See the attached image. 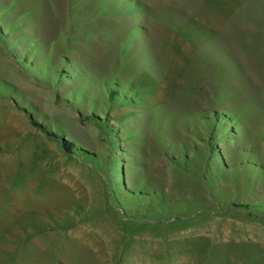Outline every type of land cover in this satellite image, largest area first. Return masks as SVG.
Segmentation results:
<instances>
[{"label":"rangeland","instance_id":"374dc122","mask_svg":"<svg viewBox=\"0 0 264 264\" xmlns=\"http://www.w3.org/2000/svg\"><path fill=\"white\" fill-rule=\"evenodd\" d=\"M0 82V264H264V0H0Z\"/></svg>","mask_w":264,"mask_h":264},{"label":"crops","instance_id":"0c3cea01","mask_svg":"<svg viewBox=\"0 0 264 264\" xmlns=\"http://www.w3.org/2000/svg\"><path fill=\"white\" fill-rule=\"evenodd\" d=\"M67 158H69V157H67ZM69 159L72 160L71 158H69ZM85 168H87V167H85ZM78 173L85 180V183H87V178H88L89 174L87 172H85L84 167L80 166L79 169H78ZM100 184H101L102 190H103L102 191V195H101L102 198H101L100 201H96V198H95L96 194L93 192L92 188H89V191L91 192L90 193V197H91L90 198V200H91L90 203H91V205H89V206L88 205H83L82 196L78 195L77 189H75L74 187L71 186L70 187L71 201L65 203L64 207H66L68 204H75V205L78 206V208L84 209L85 213H86V211H88L89 215H91L97 208H99V209H101V211L104 212V217H106V216H108V215H110L112 213H115V211L112 210V208H111V206H110V204L108 202V200H109V192H108L107 182L104 181L103 183H100ZM62 206H61V208H62ZM92 232H93V234H97L100 237H102L104 242H105L104 244L107 247L112 248V246H115V244L116 245H121V243H120L121 240L120 239H122L123 236H122V233L119 232V229L118 230H113L111 232H103V231H92ZM91 233H88L87 229H84V228L82 229L81 227H79L76 230L73 229V230L69 231L67 234H69V238L78 240V242L80 244H82V245H89V244L94 245L95 244L94 241L90 240ZM113 237L116 238V241H112L111 240V238H113ZM87 239H88V241H87Z\"/></svg>","mask_w":264,"mask_h":264},{"label":"trees","instance_id":"16d2710c","mask_svg":"<svg viewBox=\"0 0 264 264\" xmlns=\"http://www.w3.org/2000/svg\"><path fill=\"white\" fill-rule=\"evenodd\" d=\"M0 86H2L4 89H7L6 91H9L8 89L12 88L8 85H6L5 83L0 82ZM12 90V89H11ZM11 92V91H10ZM34 124V123H33ZM43 133L46 136H51L54 140H59L60 143V147H61V151L69 158L74 159V157H76V154H80L79 151H77L78 149H76L77 147H75L70 141H66L63 140L62 138L59 137V135L56 132H47L44 128H43ZM212 148V147H211ZM80 155H83V152H81ZM218 158V155L216 152H210V157L209 160L211 162V164L207 165L209 170L213 171L214 173L211 172L210 174V180L212 182V178H217L218 176H221L224 173V171L222 170L221 165L216 163V159ZM90 162V161H89ZM239 207L241 208V210H243L245 212V214H247L248 216H258L263 214L262 211V206H250V205H239Z\"/></svg>","mask_w":264,"mask_h":264}]
</instances>
